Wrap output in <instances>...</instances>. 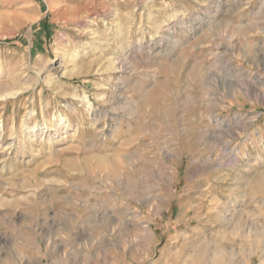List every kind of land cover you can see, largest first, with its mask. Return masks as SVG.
<instances>
[{
  "label": "rangeland",
  "instance_id": "1",
  "mask_svg": "<svg viewBox=\"0 0 264 264\" xmlns=\"http://www.w3.org/2000/svg\"><path fill=\"white\" fill-rule=\"evenodd\" d=\"M0 264H264V0H0Z\"/></svg>",
  "mask_w": 264,
  "mask_h": 264
},
{
  "label": "bare ground",
  "instance_id": "2",
  "mask_svg": "<svg viewBox=\"0 0 264 264\" xmlns=\"http://www.w3.org/2000/svg\"><path fill=\"white\" fill-rule=\"evenodd\" d=\"M172 20H173V18H171V21ZM51 122L49 121L48 126L46 127V129L48 131H52V132H55L56 134H58V133H60V131L62 129L61 128V124H66L68 122V120L67 119H61L59 122H57V124H53ZM68 127H69L68 125L65 126V128H68ZM49 136L51 137L52 135H49Z\"/></svg>",
  "mask_w": 264,
  "mask_h": 264
}]
</instances>
